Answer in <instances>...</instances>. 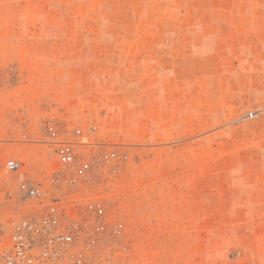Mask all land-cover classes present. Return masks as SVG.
Returning a JSON list of instances; mask_svg holds the SVG:
<instances>
[{"label": "rangeland", "instance_id": "1", "mask_svg": "<svg viewBox=\"0 0 264 264\" xmlns=\"http://www.w3.org/2000/svg\"><path fill=\"white\" fill-rule=\"evenodd\" d=\"M25 183L91 217L69 264H264V0H0L7 218Z\"/></svg>", "mask_w": 264, "mask_h": 264}, {"label": "built area", "instance_id": "2", "mask_svg": "<svg viewBox=\"0 0 264 264\" xmlns=\"http://www.w3.org/2000/svg\"><path fill=\"white\" fill-rule=\"evenodd\" d=\"M4 166L10 173L23 169L16 159L8 160ZM20 189L21 199L32 201L33 209L18 219H11L0 207V264H69L74 252L87 243L91 217L71 216L59 201L47 204L40 184L25 183ZM6 197L5 203L10 204L11 190ZM95 211L98 222H102L104 208Z\"/></svg>", "mask_w": 264, "mask_h": 264}]
</instances>
